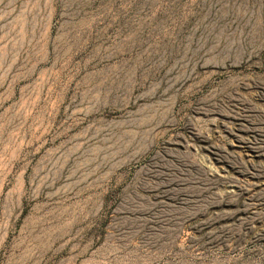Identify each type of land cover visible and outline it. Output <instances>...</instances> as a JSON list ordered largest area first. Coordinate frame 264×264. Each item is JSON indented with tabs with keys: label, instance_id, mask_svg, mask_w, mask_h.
<instances>
[{
	"label": "rangeland",
	"instance_id": "obj_1",
	"mask_svg": "<svg viewBox=\"0 0 264 264\" xmlns=\"http://www.w3.org/2000/svg\"><path fill=\"white\" fill-rule=\"evenodd\" d=\"M0 264H264V0H0Z\"/></svg>",
	"mask_w": 264,
	"mask_h": 264
}]
</instances>
